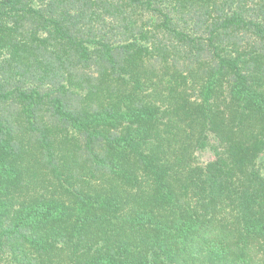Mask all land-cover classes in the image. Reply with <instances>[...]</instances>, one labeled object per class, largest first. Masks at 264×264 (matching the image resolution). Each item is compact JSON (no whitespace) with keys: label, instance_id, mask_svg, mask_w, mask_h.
<instances>
[{"label":"trees","instance_id":"16d2710c","mask_svg":"<svg viewBox=\"0 0 264 264\" xmlns=\"http://www.w3.org/2000/svg\"><path fill=\"white\" fill-rule=\"evenodd\" d=\"M0 264H264V0H0Z\"/></svg>","mask_w":264,"mask_h":264},{"label":"rangeland","instance_id":"374dc122","mask_svg":"<svg viewBox=\"0 0 264 264\" xmlns=\"http://www.w3.org/2000/svg\"><path fill=\"white\" fill-rule=\"evenodd\" d=\"M211 158V153L210 152H204L202 153V155H200V160L201 161H204V160H207V159H210Z\"/></svg>","mask_w":264,"mask_h":264}]
</instances>
